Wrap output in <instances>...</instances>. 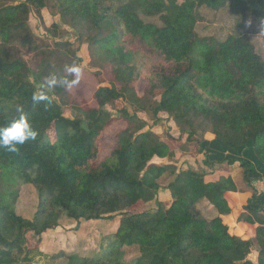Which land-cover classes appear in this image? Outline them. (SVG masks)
<instances>
[{
	"label": "trees",
	"instance_id": "trees-1",
	"mask_svg": "<svg viewBox=\"0 0 264 264\" xmlns=\"http://www.w3.org/2000/svg\"><path fill=\"white\" fill-rule=\"evenodd\" d=\"M171 5L172 17L157 28L143 23L136 9L159 13L162 0L116 9L110 0H0V126L16 119L20 107L38 133L15 152L0 148V264H30L38 247L27 246L28 235L38 242L49 233L62 239V224L82 227L117 216L118 225L102 236L99 253L63 249L48 264H253L247 256L254 245L258 264H264V217L258 214L264 192L252 194L244 206L258 220L254 238L232 234L222 216L232 212L228 194L237 190L236 180L223 174L206 178L205 170L193 166L178 169L172 162L176 147L144 129L146 121L136 115L166 113L187 143L205 124L212 138L195 140L203 164L238 162L246 184L264 177V54L250 37L264 27V0ZM45 8L55 10L87 43L90 67L97 68L88 72L97 81L90 97L74 94L75 84L59 83L72 78L69 66L82 73L79 47L60 39L49 46L30 31L29 15ZM209 12L227 14L238 30L223 39L200 34L198 25ZM47 31L62 36L58 23ZM131 42L153 48L151 57ZM23 51L33 53L32 63ZM53 76L57 84L48 87ZM39 92L48 100L34 101ZM117 105L118 116L112 117L105 107ZM68 110L73 117L65 116ZM114 118L124 127L102 154L100 138ZM25 184L37 195L31 217L15 212ZM161 189L169 192V202L156 198ZM149 201L153 207L129 210ZM125 247L137 250L134 258H125Z\"/></svg>",
	"mask_w": 264,
	"mask_h": 264
},
{
	"label": "rangeland",
	"instance_id": "rangeland-1",
	"mask_svg": "<svg viewBox=\"0 0 264 264\" xmlns=\"http://www.w3.org/2000/svg\"><path fill=\"white\" fill-rule=\"evenodd\" d=\"M125 0H122L124 2ZM180 1V0H179ZM111 5H118L119 2L112 1ZM52 22L58 23L61 28L62 36L61 38L55 37L52 32L49 33L47 28L50 26ZM28 24L30 27V31L33 32L38 42H43L48 44L49 46L55 40H67L78 46L79 49L77 51V56L80 58V65L84 67L82 73L79 75L78 82L71 88V91L76 95L85 94L90 97L94 86L97 85V81L94 76L89 75L88 72L95 71L97 68L90 67L91 61L88 53L87 43L78 40L77 32L72 29L70 26L61 22L59 14L50 9H43L40 14H35L31 12L28 19ZM209 26V30L204 26ZM199 33H211L215 36H218L219 39L225 38L227 35L231 34V32L237 31L236 27H233L231 24V20L227 14H223L221 16H217L213 14V12L206 13V19L200 21L199 25ZM237 29V30H236ZM250 37L254 43L256 51L259 54H264V27L259 29L258 31H254L250 33ZM21 56L29 63L33 61V53L29 51H23ZM151 57V56H150ZM146 56V58H150ZM142 82L137 83V89L142 88ZM91 101V100H90ZM92 103V102H91ZM118 107L119 105L113 108L110 106H106L105 109L110 113L113 117L118 116ZM128 110L132 113L131 106L127 104ZM136 115L146 121V126L144 129H150L153 132L157 133L160 138L164 140H169L173 147L175 146V154L172 158V162L176 164L178 169H184L188 166H193L195 168H199V165L203 163L204 158H202L198 152L197 142L203 138L210 139L213 134L210 131V128L205 126H198L196 129V134H194V139L187 143L185 133H181L179 127L176 122L171 119L166 113L160 112L157 114L156 118H152L149 114L143 112H137ZM65 116L71 118L74 116V113L68 110ZM113 125L103 132L100 138V145L102 147V154H106L109 148L112 146L113 138L115 132L124 127V121L121 119L114 118ZM51 135L53 130L50 131ZM184 143V145H182ZM182 145V146H181ZM191 153V155H190ZM154 161L156 162H167V159H160L154 157ZM238 163V162H236ZM238 179V178H237ZM164 186L168 184V181H164ZM167 190L161 189L158 191L156 198L158 200H165L169 198V195H166ZM37 204V195L34 188L28 184H25L23 187H20L19 195L15 205V212L23 217H31L36 208ZM154 202L149 201L148 203L137 204L131 207L129 210L132 212H141L149 207H153ZM118 225V216L113 220L103 219L101 221H95L93 223H86L85 226L79 227L76 224H62V236L64 238L60 239L61 236H57L55 233H49L45 235L43 239L38 242L36 237L27 236V246L28 247H38V251H36L32 257L30 264H48L51 262L50 257L55 255L59 251H71L76 252L79 255H94L99 253L101 250V238L102 236L108 235L115 231ZM79 230H83V232H79ZM69 233V234H68ZM56 235V236H55ZM125 258L127 260L134 258L137 253V250L134 248L125 247Z\"/></svg>",
	"mask_w": 264,
	"mask_h": 264
},
{
	"label": "crops",
	"instance_id": "crops-1",
	"mask_svg": "<svg viewBox=\"0 0 264 264\" xmlns=\"http://www.w3.org/2000/svg\"><path fill=\"white\" fill-rule=\"evenodd\" d=\"M111 4L112 1L119 2L118 5L113 6L114 9L126 4V3H133L137 0H110ZM164 2V8L161 12L156 14H149L146 13L145 10L140 9L139 11L136 9V14H138L139 18L143 21V23L154 25L157 28H161L165 26V19H169L172 17L173 7L171 3L181 5L184 0H162ZM133 48H140L145 56H151L150 54L154 51L153 48L146 46L144 42L137 44L136 42L130 43ZM202 158L203 154L199 153ZM191 155V153H190ZM155 159H153L154 161ZM156 162V161H155ZM199 168L205 170L207 172L206 178L213 177L216 174H223L229 175L231 178L236 180L237 183V190L235 192H231L228 194V202L232 208V212L230 214L222 216L223 222L229 227V230L232 234L238 235L245 239L254 238L255 234V227L258 225V220L252 213H248L246 210L245 203L248 198L252 196V194H260L264 192V177L253 181L250 184H246L243 182L240 173L241 167L239 163H234L233 166H229L226 163L216 164L214 167H208L205 164L199 165ZM238 178V179H237ZM167 201L171 200L170 194ZM166 202L165 200H161ZM260 216L264 217V208L260 209L259 213ZM247 259H249L253 264H258V247L254 245L251 249V252L248 254Z\"/></svg>",
	"mask_w": 264,
	"mask_h": 264
},
{
	"label": "clouds",
	"instance_id": "clouds-1",
	"mask_svg": "<svg viewBox=\"0 0 264 264\" xmlns=\"http://www.w3.org/2000/svg\"><path fill=\"white\" fill-rule=\"evenodd\" d=\"M67 72L72 77L71 79L65 77L59 81V83L67 88H71L79 80L81 69L72 65L69 66ZM57 84V78L55 76L48 80V87H53ZM34 101H47L48 97L43 93H34ZM16 111L19 113L18 117L12 120L10 123L4 126H0V148L6 149L10 152L17 151L18 145H23L29 140H35L38 133L31 126L23 109L17 107Z\"/></svg>",
	"mask_w": 264,
	"mask_h": 264
}]
</instances>
